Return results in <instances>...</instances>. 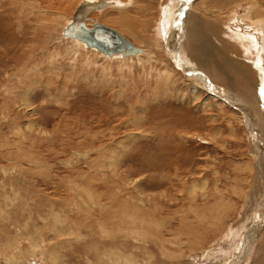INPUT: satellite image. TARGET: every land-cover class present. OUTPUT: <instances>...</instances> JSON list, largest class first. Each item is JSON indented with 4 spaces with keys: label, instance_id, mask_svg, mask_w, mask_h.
Returning <instances> with one entry per match:
<instances>
[{
    "label": "bare ground",
    "instance_id": "bare-ground-1",
    "mask_svg": "<svg viewBox=\"0 0 264 264\" xmlns=\"http://www.w3.org/2000/svg\"><path fill=\"white\" fill-rule=\"evenodd\" d=\"M35 1L36 0H34V2ZM46 1L43 2L41 0L42 4H44ZM100 1H104L107 4V6L104 8L93 9L91 13L88 15V18L86 20L87 21L86 26L89 29H92L94 25H101V26L108 27L112 30H115L118 33H120L124 38H126L138 51L118 53V54L102 53L98 51L96 47L89 46L87 43L81 40L69 37L64 34L65 30L72 24L73 18L81 5H96ZM134 1L136 0H81L79 4H77L78 6L76 7V10H74L72 14L73 16L71 15L69 17L70 19H68V21L65 22V25L64 24L62 25L63 29L59 28L60 34H58L57 37H53V40L55 39V42L56 40L60 41L61 43L65 42L68 45V48L64 50L63 49L61 50L53 49L49 52L47 51L49 54V60L51 61L52 64H54L55 62L57 63L58 61L62 59L68 62H73L75 59L76 61L78 60L83 65L90 61V58H89L90 56L88 57L87 55L95 52L97 54L99 53V54L104 55L107 58H110V59H107L110 61H115L116 59H119V61L121 62V65L123 66L125 65L126 67H128L125 70H127V73H130V76H132L131 73L133 72V69L131 67H133L134 63H137V66L141 67L142 74L144 73L142 81L145 79H148L149 81V80H152V78H154V82H155L154 87H156L155 90L143 89V91L145 90L144 96L142 99L144 103L148 100L146 99V97H148L149 93L152 92V93H155L156 95L155 97L156 99H158L157 100L158 103L161 101L160 98H164L167 100V99H170V97L172 96L173 100H175L176 103H183V105H187V104L197 101L196 99H198L200 97L201 92H203L207 94V97L201 101V102L204 101L202 103L203 106L201 109L206 110L207 102H209L210 100L212 101L214 100V102L217 101L216 102L217 105L219 104L225 105V106L232 107L235 110L239 111L240 112L239 114H241L242 116L241 124L244 125L247 131V134H249L250 136L248 138H250L251 140L250 143H251V148L253 149L252 151L258 159L259 170H260L259 179H260V184L262 187V190L259 192H261V195H257V196L254 195V197H250L251 195L248 196V198L250 199L247 200L248 202H245V206H243L242 210L239 212L237 211L233 214H230L231 212L230 210L233 208V203L230 200L226 202H222V200L215 201L214 203L212 204L209 203L208 205H206L207 203L198 204L196 202V204L194 203L193 206H191V202H188L187 205L189 207L194 208L189 211V218H190L189 219L187 211L186 212L184 211V213H181V212L171 213V215L174 214L173 216H170L168 214L164 215L163 212L167 213V211L168 212L170 211V207H169L170 205L174 203L177 204V202L174 201L175 197H173V199H169L170 200L168 201L170 202L169 204L162 203L160 205V204H157L156 202L153 203V200H151V198L149 199L148 198L149 196L146 197V195H144L146 193L140 190L141 188L139 185L137 186V190L139 189L140 193L139 192L138 193L140 197L134 198L130 196L129 199L127 198L118 199L119 196H121L120 193L123 192V187L119 184H115L117 183L116 180H115V183L113 184L112 191H110L111 189L110 190L108 189L109 191H106V188L104 187L106 191L105 197H108L109 199L111 198V195H112L113 197L111 200H108V199L106 200L103 197V194L101 196V194L97 192L96 187L98 185L96 186V184L98 181L96 183L95 182L91 183L92 185L87 186V187L85 186L89 182H83L81 180L83 183H81L80 185L78 183H73L71 185L72 187H69L68 190L72 191V193L74 192L75 193L73 195L70 194V197L68 198L66 197L63 199H62L63 196L60 198H56V199H52V198L43 199L41 195H38V196L35 195V192L31 194L33 191H31L32 187H30L29 184H28L29 186L27 185L28 187L25 186L24 188L15 187L14 184H12L11 185L13 189L12 193L6 197L0 196L1 204H3V199H4V207L3 208L0 207V239L3 238L2 241L0 242V264H25V263H28V262L31 263L34 261H39L41 262V264H264V104H256L252 101L253 94L251 95L248 92L250 86H248L249 81H247V79L249 80L250 76L247 75L245 71L246 68L252 67L253 71H251L250 73L254 77L256 76L258 78L257 82L261 86V83H262L261 80L263 79V77L261 76L260 72H257L254 70L252 64H253V59L257 60L256 57L259 56L260 49H264V8L259 4V0H168L165 2H162L163 0H153L159 3L162 2L160 5L162 6V9H163V11L161 9V11L163 12L162 13L163 19L159 18L157 19V21H153L152 19L151 21H148V22L146 21V23H148V30H146L147 28L146 29L142 28L143 31L140 34L134 31L135 25L133 23L132 24L127 23L129 19L126 20L127 19L126 17L125 18L123 17L122 19L121 17L118 18V19H121V21L126 20L127 28L131 29L134 32L132 37L137 43V45L139 44L140 46H142L148 43L147 45L153 46L155 50H158L159 52H161L162 50L160 49L161 48L160 42L164 41L166 45L165 52L162 51L163 57L159 58L157 57L159 53L156 54L154 50H151V48H149L150 46L149 47L146 46L147 48L144 47L143 49L139 45L138 46L135 45L136 44L135 42L134 44L127 38L128 36L126 37L119 30L112 28L111 27L112 25L109 27L107 25L99 23L97 22L98 19L93 17V15H95L97 12L103 14L102 10H104L105 8L106 9L114 8L117 12L122 13V16H123L128 12L127 11L128 8L134 6L133 4H135L136 8H138L137 7L138 3L136 4L137 1L136 2ZM217 2L219 3L216 4ZM33 3H31V5L34 6V9L41 7L40 2L37 5V7L35 4L36 2L34 3L35 5ZM57 4L59 5V3ZM227 4L231 5V9H230L231 11L229 14H227L226 19L223 18L225 15L223 17L222 16L219 17L220 20L222 21L226 20L223 23L220 22L218 17H217L218 19L216 20V18L211 17V15L208 16L209 12H214V9L219 10V11L225 9V6ZM43 7L48 8L47 6H43ZM64 9H66V7H64ZM64 9H61V10L64 11ZM241 9H244L245 11L243 14L240 13ZM42 11L43 9L40 8L38 11L39 14L43 13ZM98 16L99 14L97 15V17ZM212 18L213 20L210 21V19ZM56 19L52 17V19L47 20V23L51 24V26H54L55 28V24H59L58 23L59 19L58 20ZM4 20L2 18L1 21H4ZM229 21L238 22V23L241 21L242 25L244 24V27L246 24H248L249 26L252 27V32L248 34L247 36L244 33L245 28L242 27V25L240 24L237 27L230 28ZM150 22H152V24ZM124 25L126 24L124 23ZM154 26H156L157 30L159 28L158 36H163L162 38L163 40H161L160 42H159V37L155 38V36L153 35ZM144 29L148 32L147 34L144 33ZM131 30H130V33H132ZM149 34H151V37L146 36ZM53 35H55V33ZM212 35H214V37H212ZM13 37L14 36H12V38ZM226 40L230 42L231 40H233V43L231 42L232 44L228 45L229 42L226 43ZM11 42H13V40ZM11 42H10V45H11ZM23 52H22L23 53L22 58L26 59L24 55L25 51ZM44 55H46V53ZM229 55H231L232 57H229ZM4 57L6 56L4 55ZM263 57L264 56H262V58ZM23 59L18 64L15 61L16 65H14V67H16L15 68L16 79H14L11 84L10 82L11 77L7 78L8 80L4 81L5 83L0 84V90L3 91L1 93V96L4 98L5 101L10 100L11 93H14L16 96L12 94L13 97H15V100H13L14 98L12 97L13 98L12 101L17 102V100L19 99V101L23 103L22 104L23 106H27L28 102L26 101L25 96L27 93L30 92V89H28V86L36 82L38 75L40 76L46 73H49L51 75L52 73L57 74V72L59 71L58 70L59 67L57 68L56 66L58 65H50L51 63H49L47 72L43 73L40 69L43 63L42 64L40 63V67H39L38 65L39 63L36 64L35 61L34 63H31V60L26 61ZM156 62H158V64L161 62L162 65L164 66L159 68L156 65ZM171 62H173L175 68L173 67L172 64H170ZM91 63H93V61ZM153 63L156 66H154ZM123 66H122V69H124ZM148 66H151V68H153L154 66L153 69H155L157 72L156 74L154 73L156 75L155 77L153 76L152 78H149V75H151L150 72L152 69L151 70L148 69ZM7 67L9 68L8 65ZM7 67H4V68H6L7 70ZM113 67L114 66H111L110 63H106V65H99L95 68H98L102 74L101 76H105L103 78L107 79L108 77L106 75H111L110 71H115ZM176 69H178L179 72L180 71L182 72L183 81L186 80L187 84L188 83L190 84L191 82L192 84L191 92H190L191 96H188L186 93L176 88L178 84L177 82L178 79L177 80L175 79V77H178V72ZM6 70L4 69L2 70L4 71L3 74L4 76L5 75L9 76L5 72ZM228 71L229 72L231 71L233 74L232 75L228 74ZM124 72L120 74L121 78L115 77L114 80L116 82L120 81L121 83L125 82L127 78L125 76H122ZM78 73L79 72L77 71V74ZM74 74L76 75V73ZM86 74H88V72ZM215 74L221 75L219 77V80L221 81L219 80L218 81L223 82L228 87L227 86L223 87V83L222 85H220L221 83L218 84L216 82L217 81L216 79L218 77H216ZM222 75H225V76L222 77ZM137 76H140V75H137ZM224 77H227V78L224 79ZM90 78L92 80V76ZM225 81H227V84ZM235 81H238L239 83L244 85V88L247 87V89H244L241 95L235 93L233 88L230 87V84L234 83ZM145 83L147 84V82ZM118 87L120 89L121 86L118 85ZM128 88L130 87L128 86ZM133 89L135 93L138 92L137 84L135 83L133 84L132 92H133ZM261 89H259L260 92H261ZM98 91H101V90H98ZM157 92L158 94H156ZM117 94L120 95L121 90H119ZM10 105L12 106V104ZM193 105L195 104L193 103ZM5 106L6 104L4 105V107ZM249 107L254 112L250 110ZM5 119L6 120L9 119V115L8 116L5 115L3 120ZM11 120L12 119H9L7 120V122L8 121L11 122ZM3 125H5L4 121H0V126H3ZM13 130L11 129V132L9 133H13ZM18 132L20 131L17 130V132H15L14 137L20 136L19 135L20 133L18 134ZM137 132H138L137 130H134V132L132 133L133 135L131 137H134V139L136 137H139L136 134ZM196 132H197L195 135L196 137H200L203 140H207V138L202 133H200L199 131H196ZM212 132H215V130ZM176 136L178 138L180 137H182L183 139L185 138L184 134L179 135L178 133H173L170 135L167 132L162 131V133L159 136V139H162V140L168 139L167 141L171 142L172 139H176ZM1 138L3 137H0V139ZM127 138H130V135L128 137H123L121 139L120 141L121 143H119L120 144L119 152L112 150V152L108 151L109 155L106 154L107 156H109L108 157L109 159L112 158L111 162L114 160L113 163L117 167H119V163H120V157H121L120 150H123V147L126 146L125 142L127 140H130ZM5 139L6 138H4V140ZM6 141L7 140H5V142ZM5 142H3L5 146L10 143L9 142L8 144H5ZM14 144L15 143L13 142V146ZM1 146H0L1 148L4 147L3 145ZM115 148H118V146ZM10 149L13 150L14 148L12 147ZM15 152L16 151H14V153ZM160 153L162 156L164 151L163 153L162 151ZM4 155L6 154H3V156ZM10 156H11V152H10ZM5 158H3V160ZM8 159L6 161H8ZM105 159L107 160V158ZM167 167L169 169V166ZM162 168H163V165H162ZM113 169H116V168H113ZM148 169H150V167ZM178 172H179V169L177 170V175H176L177 179L179 180L180 175ZM90 174H89L90 180L91 179L94 180L99 177H100L99 179H108L109 177L107 176L108 171L101 170V169H93V172ZM115 174L117 175V173H113L112 176L115 177L116 176ZM87 176L86 178L88 179ZM159 179L157 181L161 182L162 179L161 180ZM165 179H166L165 181L167 182V178ZM109 180L112 181L114 180V178L109 179ZM174 181L176 183V180ZM22 182L25 183L23 180ZM70 182L72 181L70 180ZM102 183L107 184L108 182L107 183L102 182ZM128 183L129 182H127V184ZM123 184H126V183L124 182ZM130 184L135 185L136 182L131 180ZM3 188L6 189V185H4ZM107 188L109 187L107 186ZM169 188H172V187H168L167 190ZM188 188L190 189V187ZM125 190H127V186ZM191 190L194 191L193 187ZM53 192H54V188H53ZM63 194L64 193H62V195ZM165 195L163 193L161 194L160 197L162 198ZM70 198H71V201H69ZM246 204H248L247 210H245ZM94 209L95 210L98 209V212L92 215V211ZM175 209H176V206H175ZM208 209H210L209 211L210 213H212L210 214L211 216L202 215V214L198 217L196 216V214L199 213L200 211H203V210L207 211ZM236 213H238V215L235 217L234 214ZM190 214H192V216ZM94 215H97L96 219L88 220V218H92V217L94 218ZM232 216H234V218ZM37 217H38V220L35 221ZM157 217H160V218L155 220ZM177 217L180 223L178 227H175L172 224V222ZM39 218L41 219V221L42 220L44 221L42 224L39 223ZM197 220H198V223L196 222ZM92 223L96 225V228L93 227ZM12 226L14 227V230L10 231V228H12ZM12 233L14 234V236H11ZM79 249H81V251H79ZM66 252L68 253L69 260H67V255L65 254ZM79 253H82L81 254L82 261H79L80 263L76 262V260L72 258V256L75 254L76 255L78 254V257L81 258L79 256ZM184 257H185V260H184Z\"/></svg>",
    "mask_w": 264,
    "mask_h": 264
},
{
    "label": "rangeland",
    "instance_id": "rangeland-1",
    "mask_svg": "<svg viewBox=\"0 0 264 264\" xmlns=\"http://www.w3.org/2000/svg\"><path fill=\"white\" fill-rule=\"evenodd\" d=\"M42 1L44 2L46 0ZM47 1L42 4L41 0H36V3L34 2V0H0V13L2 12L0 14V40H2L0 41L2 43H0V84L5 83L4 81L8 80L7 78L10 77L11 84L12 81L16 79V67H14V65H16L15 61L17 64L22 61V55L24 53L23 51H25L24 55L26 57V59L23 60H31V63H34L35 61L36 64L39 63V67L40 63H43V66L41 65L40 69L43 73H45L47 72L49 63H51V61L49 60L48 52L53 49L64 50L68 48V45L65 42L61 43L57 40L55 42V39L53 40V37H57L58 34H60L59 28L63 29L62 25H65V22L70 19L69 17L73 14L74 10H76V7L78 6L77 4H79L81 0H67V2L66 0H49V3ZM136 1L134 2H136V4L138 3V8H136L135 4H133L134 6L131 5L133 7L128 8V12L125 14L126 16H122V13L117 12L114 8H105L104 10H102L103 14L97 12L96 14H99V16L97 17V15L95 14L93 15V17L98 19L97 22L99 23H102L109 27L112 25V28L119 30L126 37L128 36L127 38L134 43L135 40L132 37L134 32L131 29L127 28V23H133L135 25L134 31H136L138 34L142 33V28H147L146 30H148V23H146V21H151V19L153 21H157V19L159 18L163 19V9L160 4L168 0H163L160 3L153 0ZM33 2L36 4V7L40 2V8L43 9V13H41L42 15L38 12L40 8L34 9V6L31 5V3ZM219 2H217L216 4H218ZM57 3H59V5ZM259 4L264 8V0H259ZM43 6H47L50 9ZM64 7H66V9H64ZM44 8L47 10H45ZM61 9H64V11ZM230 9L231 5L227 4L225 6V9L221 11L214 9V12H209L208 16L211 15V17H214L217 20L219 17H223L225 15L223 18L226 19L227 14H229L231 11ZM244 12V9H241L240 13L243 14ZM52 17L55 19L57 18L56 20L59 19V24H55V28L54 26H51V24L47 23V20L52 19ZM120 17L121 19L123 17H126V20H129L126 23V20L121 21V19H118ZM2 18L3 20H5L1 21ZM212 20L213 18L210 19V21ZM123 21L126 25H124ZM224 21L226 20H220L221 23H223ZM229 22L230 28L237 27L239 24L242 25L241 21L239 23L233 21ZM150 23L152 24V22ZM242 27H244V24L242 25ZM244 28V33L248 36V34L252 32V27L246 24ZM145 29L144 33L147 34L148 32ZM130 30L132 33H130ZM158 31L159 28L157 30L156 26H154L153 35L155 36V38L159 37L160 42L161 40H163V36H158ZM54 33L55 35H53ZM12 36L14 37L12 38ZM146 36L151 37V34ZM212 37H214V35H212ZM12 40L14 43L11 42ZM9 41L11 42V45ZM231 42L233 43V40H231ZM231 42L226 40V43H228V45H231ZM147 44L148 43L142 46H140L139 44L138 45L144 49V47L150 46ZM160 44V49L165 52L166 45L164 41H161ZM135 45H137V43ZM149 48H151V50H154L156 54L159 53L157 57H163L162 51L159 52L158 50H155L153 46H150ZM18 49L21 51H19ZM44 52L47 56L44 55ZM3 54L6 57H4ZM259 55L260 56H257L256 59L258 60L259 58L260 62L253 59L252 66L254 70L260 72L261 76L263 77V79L261 80V86L257 82L258 78L256 76L255 78L250 73L251 71H253L252 67H248L249 69L246 68L245 71L247 75L250 76L249 80L247 79V81H249L248 86H250L248 92L251 95L253 94L252 101L256 104H264V57L262 58V56H264V49H260ZM87 56H90V61H93V63L89 61L88 63H85L87 65H82V63H80L78 60L76 61L75 59L73 62L64 61L62 59L58 61L59 63H51L50 65H58L56 67H59V71L57 72V74L52 73V75L54 74L53 76L49 73L40 76L38 75L36 82L31 84L32 86H28L30 92L25 96V99L28 102L27 106H23V103L19 101V99L17 100V102L12 101L13 98V100H15V97H13V95H16L14 93H11L10 100L5 101L1 96V93L3 91L0 90V121H4L5 124L3 126H0V137H3L0 139V146H4V149L1 148L2 146L0 147V181L3 180L0 182V191L3 194L0 193V196H9L13 191L11 185L14 184L15 187L20 188H24L25 186L28 187L30 185V187H32L31 191H33L31 194L35 192V195H41L43 199H56L62 196L63 199L66 197L68 198L70 197V194L73 195L75 193L74 191V193H72V191L68 190L69 187H72L71 185L73 183H78L80 185L83 182H89L85 186L87 187L92 185L91 183H96L98 181L96 184V186L98 185L96 187V190L99 194H101V196L103 194V197L107 200L108 197H105V192L109 191L110 189V191L113 190V184L116 180L117 183L115 184H119L123 187V192L120 193L121 196L118 195V199H129L130 196L134 198L140 197L139 189L137 190V186L139 185L141 188L140 190L146 193L144 195H146V197L149 196L148 198H151V200H153V203L156 202L160 205L162 203L169 204V199H173V197H175L174 201L177 202V204L174 203L170 205V211H167V213L163 212L164 215L168 214L170 216H173L174 214L171 215V213H184V211H187L189 218V211L194 208L189 207L187 205L188 202H191V206H193V204H196V202L198 204L207 203L206 205H208L209 203L212 204L215 201L222 200V202H226L230 200L233 203V210H230L232 212H230V214H233L237 211L239 212L242 210L243 206H245V202H248L247 200L250 199L248 198V196L251 195L250 197H254V195H261V192H259L262 190V187L259 179L260 170L258 159L252 151L253 149L251 148L250 143L251 140L250 138H248L250 136L249 134H247L244 125L241 124L242 116L241 114H239V111L225 105H217V101L214 102V100H210L209 102H207L206 110L201 109L203 106L202 103L204 102L201 101L207 97V94L203 92H201L200 97L196 99L197 101L187 105H183V103H176L175 100H173L172 96L167 100L164 98H160L161 101L158 103V99H156L155 93L152 92L149 93L148 97H146V99L148 100L144 103L142 99L145 90L156 89V87H154V78L152 77H155V74L157 72L153 68L156 65L159 68L163 67L164 65H162L161 62L159 64L158 62H156V65L153 63V68H151V66H148V69H152L150 72L151 75H149V78H152V80L148 81V79H145L142 81L144 73L142 74L141 67L137 66V63H134L133 67H131L133 69V72L131 73L132 76H130V73H127V70H125L128 67H126L125 65H121L119 59L110 61L107 60L110 58H107L104 55L99 53L97 54L95 52L90 53ZM229 57L232 56L229 55ZM44 59L47 61H45ZM106 63H110V65L114 66L113 68L115 69V71H110L111 75H106L108 77L107 79L103 78L105 76H101L102 74L98 68H95L99 65H106ZM90 64L92 65V67ZM170 64H172L174 67L173 62H171ZM7 65L9 66V68L7 67ZM122 66L124 69H122ZM4 67H7V70ZM80 67L81 69H83L81 70ZM3 69L6 70L5 72L9 76H4V71H2ZM176 70L178 72V77H175L176 80L178 79L176 88L186 93L188 96H191V82L190 84H187L186 80L183 81L182 72H179L178 69ZM77 71L79 72L78 74ZM85 72H88V74H86ZM122 72H124L122 76H125L127 78V82H116L114 80L115 77L121 78L120 74H122ZM74 73H76V75ZM228 74L232 75L233 73L231 71H228ZM91 76L92 80L90 78ZM215 76L218 77L216 79V82L218 84L221 83L220 85H222L223 82H219L221 81L219 80V77L221 75L215 74ZM223 76L225 75H222V77ZM138 77L142 78L139 79ZM225 78L227 77H224V79ZM145 82H147V84ZM225 82L227 84V81ZM134 83L137 84L138 92L135 93L133 89V94L132 87ZM118 85H120L122 88L120 87L119 89ZM128 86L130 88H128ZM225 86L227 85L223 83V87ZM230 87L233 88L235 93L240 95L243 93L244 89H247V87L244 88V85H242L238 81L231 83ZM143 89L145 90L143 91ZM259 89H261V92L259 91ZM117 90H121L120 95L117 94ZM156 94H158V92ZM193 103L195 105H193ZM5 104L6 106L4 107ZM10 104H12V106ZM6 107L8 108V110ZM249 109L252 110L250 107ZM5 115H9V119H12L11 122H7V120L9 119L3 120ZM11 129H14L13 133H9L11 132ZM17 130L20 131L18 132V134L20 133V136L14 137ZM134 130L138 131L136 133L139 136L136 137L137 139L131 137ZM214 130L215 132H212ZM162 131L167 132L170 135L173 133H178L179 135L184 134L185 138H178L176 136V139H172V143L167 141L168 139H165V142L164 139V141L162 139H159ZM196 131L202 133L208 141L203 140L200 137H196ZM129 135L130 138L127 139L132 140H127L125 142L126 146L123 147V150H120V163L119 167H117L113 163L114 160L111 162L112 158L109 159V156H107L106 154L109 155V152H112V150L119 152V143H121V139L123 137H128ZM4 138H6V142ZM3 142H5V144H8L9 142L10 143L5 146ZM13 142L15 143L14 146ZM160 144L162 145V147ZM117 146L118 148H115ZM12 147L14 148L13 150L10 149ZM160 150L162 151V153L164 151L162 156ZM9 151L11 152V156ZM14 151L16 152L14 153ZM99 151L101 154L99 153ZM3 154L7 155H4L6 158L3 156ZM167 154L170 156H168ZM3 158L5 159L3 160ZM14 158H17V162ZM105 158H107V160ZM7 159L8 161H6ZM162 165L164 169L162 168ZM167 166H169V169ZM149 167L150 169H148ZM93 169L108 171V179H99V177L94 180L91 179L93 180L91 181L90 173L93 172ZM174 169L176 170V172ZM178 169V173L180 175L179 180L176 177ZM110 172L112 174L117 173V175L115 174L116 176L114 177ZM70 176L72 177V179ZM86 176L88 177V179L86 178ZM112 178H114V180H109ZM165 178H167V182L165 181ZM158 179H162L161 182L157 181ZM22 180L25 183H23ZM70 180L72 182H70ZM131 180L136 182V184H130ZM174 180H176V183ZM99 182L102 187L100 186ZM102 182L108 183L103 184ZM124 182L126 184H123ZM127 182L129 183L127 184ZM163 183L166 185H164ZM4 185H6V189L3 188ZM107 186L109 188H107ZM126 186L127 190H125ZM104 187L106 188V191ZM168 187L172 188H169L167 190ZM188 187H190V189ZM192 187L194 191L191 190ZM198 189H200L201 191ZM129 192L134 194L132 195ZM62 193H64L65 195H62ZM163 193L164 195H166L161 198L160 196ZM112 197L113 196L111 195V198H109L108 200H111ZM69 201H71V198ZM0 205L1 208L4 207V199L3 204L0 203ZM173 205L176 206V209ZM247 206L248 204H246L245 210H247ZM210 209H208L207 211H200L196 214V216L198 217L201 214L211 216L210 214L212 213H210ZM97 212L98 209H94L92 211V215L94 213L96 214ZM205 212L209 213L206 214ZM190 215L192 216V214ZM237 215L238 213L234 214L235 217ZM234 216L232 217L234 218ZM96 218L97 215H94V218H88V220H94ZM158 218L160 217H157L155 220H157ZM37 220L38 217L35 219V221ZM43 222L44 221H41V219L39 218V223L42 224ZM196 222L198 223V220ZM179 223L180 222L178 217L175 218L172 222L175 227H178ZM92 225L94 228H96L95 224L92 223ZM13 230L14 227L12 226V228H10V231ZM11 236H14V234L12 233ZM2 239L3 238L0 239V242L2 241ZM79 251H81V249H79ZM65 254L67 255V260H69L68 253L66 252ZM81 254L82 253H79L80 257ZM72 258L75 259L78 263H80L79 261H82V257L79 258L78 254L73 255ZM25 264H41V262L34 261Z\"/></svg>",
    "mask_w": 264,
    "mask_h": 264
},
{
    "label": "water",
    "instance_id": "water-1",
    "mask_svg": "<svg viewBox=\"0 0 264 264\" xmlns=\"http://www.w3.org/2000/svg\"><path fill=\"white\" fill-rule=\"evenodd\" d=\"M106 6L107 4L104 1H100L96 5H81L73 18L72 24L65 30L64 34L81 40L89 46L96 47L102 53L118 54L138 51L115 30L101 25H94L92 29L86 26V20L91 11ZM257 61L260 62L259 58Z\"/></svg>",
    "mask_w": 264,
    "mask_h": 264
}]
</instances>
